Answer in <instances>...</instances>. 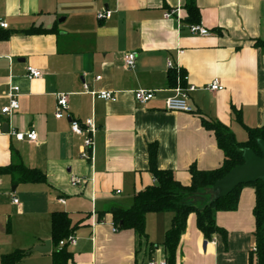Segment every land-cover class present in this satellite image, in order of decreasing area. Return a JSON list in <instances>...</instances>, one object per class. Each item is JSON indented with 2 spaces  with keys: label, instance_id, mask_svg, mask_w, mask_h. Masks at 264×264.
I'll list each match as a JSON object with an SVG mask.
<instances>
[{
  "label": "crops",
  "instance_id": "0c3cea01",
  "mask_svg": "<svg viewBox=\"0 0 264 264\" xmlns=\"http://www.w3.org/2000/svg\"><path fill=\"white\" fill-rule=\"evenodd\" d=\"M185 2L0 0V22L7 25L0 29V111L8 104L10 86L20 94L13 115L0 112V168L15 163V153L26 168L46 178L44 184L13 186L10 176L0 175V261L23 251L28 253L16 264H52L53 212L66 213L75 227L68 264L167 261L162 242L170 214H148L142 240L132 230L116 231L109 214L114 207L129 208L137 192L154 184L148 145H157V168L189 186L191 165L207 172L219 169L223 161L214 134L203 128L201 119L225 126L235 140L239 134V143L247 141V129L264 126V49L253 47L264 41V0H195L197 24L209 31L208 37L189 33ZM172 10H178V19L163 17ZM102 11L111 12V18L97 20ZM32 27L50 33L26 34ZM131 52L137 54L135 66L125 71L122 59ZM167 62L177 71L168 70ZM27 67L42 77L26 79ZM181 77L187 78L185 87L195 88L188 93L192 114L163 109L172 89L183 86ZM213 82L222 89L209 91ZM137 90L153 91L155 99L140 106L132 95ZM101 91L111 92L116 101L90 95ZM56 94L67 96L58 120ZM89 118L97 131L91 159L84 161V136L71 133L70 122ZM30 129L37 134L36 143L18 142L11 135ZM72 178L85 182L72 186ZM209 198L211 193H202L196 205ZM254 204V190L246 186L236 211L215 214L216 225L227 233L226 246L219 236L206 241L195 215H189L175 264H248L254 248ZM46 241L51 243L49 253L32 252Z\"/></svg>",
  "mask_w": 264,
  "mask_h": 264
},
{
  "label": "trees",
  "instance_id": "16d2710c",
  "mask_svg": "<svg viewBox=\"0 0 264 264\" xmlns=\"http://www.w3.org/2000/svg\"><path fill=\"white\" fill-rule=\"evenodd\" d=\"M184 9L189 24L199 23V11L195 0H186ZM28 35H41L50 33L41 28L32 27L25 32ZM4 39H7L4 38ZM254 48L264 49V41H255ZM174 84V77H170ZM185 87V82L182 80ZM231 114L239 121L238 112L231 107ZM203 128L214 134L217 147L223 153V161L219 169L213 171H200L194 165L189 168L190 185L182 186L176 181L171 171L159 170L156 165L157 145H148V172L154 179V184L137 192L132 199L129 208L114 207L109 211L112 223L116 231L132 230L138 240L146 238L145 219L148 214H170L171 220L168 230L164 234L162 246L167 256V264H175L176 250L180 237L185 232L189 215L196 217V226L206 241L214 236H219L226 246L227 233L215 223V214L218 212H234L238 207L240 191L243 187H251L254 190L255 204L253 218L255 230L253 232L254 248L249 252L248 264H264V186L261 182L239 186L228 196L216 201L211 198L198 207L195 199L202 193H211L212 186L221 180L229 171L243 164V152L246 149L253 151L261 157L258 150V141L264 142V126L247 129V141L239 143L234 135L225 126L215 121L201 119ZM15 163L5 168H0V175L11 177L13 186L18 184H44L46 178L37 169L26 168L18 155L14 153ZM74 228L70 218L64 212H53L50 216V234L53 250L51 252L52 264H68L71 254L67 248L57 251L60 241L72 236ZM28 252L15 251L1 257V264H16Z\"/></svg>",
  "mask_w": 264,
  "mask_h": 264
},
{
  "label": "built area",
  "instance_id": "2783aa9c",
  "mask_svg": "<svg viewBox=\"0 0 264 264\" xmlns=\"http://www.w3.org/2000/svg\"><path fill=\"white\" fill-rule=\"evenodd\" d=\"M112 13L109 11H102L99 12L96 15V19L99 21L103 20H109L111 18ZM176 16L178 19V10H172L170 12H166L163 14V17L166 19L172 18ZM7 25L4 22H0V29H6ZM188 31L190 34L199 36V37H208L209 31L199 24H189L187 26ZM136 53L131 52L128 54H125L122 59L123 63V69L125 71H131L135 66V60H136ZM167 68L168 70H175L177 71V67L174 66L171 62H167ZM26 74L25 77L28 80H35L40 79L42 77V74L40 71L27 67L25 69ZM186 77H181V80L186 81ZM96 80H100V77H97ZM84 91H87V86H83ZM207 89L209 91H218L221 90L222 87L217 83L213 82L211 83ZM195 88L193 86H187L183 87L180 83L176 85L175 88L172 89L173 95L171 97H168L164 100L163 109L167 112H173V113H183V114H192L194 112L192 106L188 103V93L193 92ZM19 88L16 86H10L9 90L6 92L5 97L8 100L7 106L3 107L1 109V114L3 116H11L14 114L15 111L18 110V97H19ZM90 95L94 98H97L99 100L103 101H110L115 102L116 98L111 92H91ZM133 100L140 106H145L149 102L153 101L155 99V92L153 91H147V90H137L133 92ZM56 113L54 114L55 119H61L63 117V111L67 108V96L63 94H56ZM70 131L71 133L77 135V136H84L83 141V150L80 155V159L84 161H89L91 152L93 150V136L97 131L96 125L94 121L89 118L81 123H78L76 121L70 122ZM11 135L14 137V139L18 142H29V143H36L37 142V134L34 130L30 129L25 133H18V132H12ZM85 182L84 179L81 178H72L70 180V184L72 186H81ZM119 192H117L118 194ZM61 204H64L62 200H59ZM14 204H17V200H13ZM213 243V242H212ZM76 244V240L73 236H69L67 239L62 240L59 242L57 246V251L63 250V248H68L69 246H74ZM255 252V249L252 250ZM147 264H167L166 260L161 261H155L151 260Z\"/></svg>",
  "mask_w": 264,
  "mask_h": 264
},
{
  "label": "water",
  "instance_id": "95a60500",
  "mask_svg": "<svg viewBox=\"0 0 264 264\" xmlns=\"http://www.w3.org/2000/svg\"><path fill=\"white\" fill-rule=\"evenodd\" d=\"M257 147L261 157L249 149L244 150L243 164L231 169L228 174L212 186L213 201L228 196L239 186L256 182H261L264 186V142L258 141ZM50 248L51 243L46 241L43 246L33 248L32 252L46 254L50 252Z\"/></svg>",
  "mask_w": 264,
  "mask_h": 264
},
{
  "label": "rangeland",
  "instance_id": "374dc122",
  "mask_svg": "<svg viewBox=\"0 0 264 264\" xmlns=\"http://www.w3.org/2000/svg\"><path fill=\"white\" fill-rule=\"evenodd\" d=\"M240 136H239V134H236V140L239 142L240 141Z\"/></svg>",
  "mask_w": 264,
  "mask_h": 264
}]
</instances>
